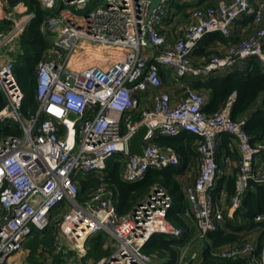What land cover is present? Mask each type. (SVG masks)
<instances>
[{
	"label": "built area",
	"instance_id": "2783aa9c",
	"mask_svg": "<svg viewBox=\"0 0 264 264\" xmlns=\"http://www.w3.org/2000/svg\"><path fill=\"white\" fill-rule=\"evenodd\" d=\"M38 1L53 13L46 26L56 38L37 65L39 109L30 119L22 111L25 92L15 75L17 59L0 63V98L6 100L0 121L15 122L22 130L21 135L0 140V264H26L24 245L34 229L44 231L53 223L54 255L75 252L67 264H84L88 241L101 232L115 240L114 251L95 264H153L154 257L144 252L153 236H183V230L168 219L173 201L167 192L155 187L146 200L120 215L115 193L104 183L81 202L77 177L103 175L108 162L119 154L124 155L122 178L131 184L143 180L150 170L179 167L181 159L174 149L154 143L157 135L190 132L200 137V173L185 192L186 215L195 220L201 239L224 220L214 196L222 174L217 150L222 135L234 138L240 170L227 209L233 217L241 208L248 180L264 182V170L256 167L264 156V142H252L244 128L246 119L232 118L234 96L223 111L207 115L206 97L185 82L233 69L253 57L264 65V3L222 0L192 9L188 26L170 44L159 28L174 0H163L151 17L152 0H103L86 15L70 9L92 0ZM246 16L253 18L254 25L248 37L203 64L195 63L194 52L204 38L213 33L230 36L236 22ZM34 17L24 2L6 12L4 20L10 27L0 32V56L5 50L16 57L22 52L21 37ZM162 68L174 85L185 89L182 99L174 101L165 88ZM150 91L154 92L151 110L142 107L140 98ZM144 125L148 128L144 155H132L128 141ZM223 162L229 165L231 160L224 157ZM221 199H228L225 191ZM59 208L61 213L53 217ZM214 256L232 260L250 256L253 264H264V241L258 252L247 242L221 248ZM42 263L52 264L47 259Z\"/></svg>",
	"mask_w": 264,
	"mask_h": 264
},
{
	"label": "trees",
	"instance_id": "16d2710c",
	"mask_svg": "<svg viewBox=\"0 0 264 264\" xmlns=\"http://www.w3.org/2000/svg\"><path fill=\"white\" fill-rule=\"evenodd\" d=\"M7 2L9 3V11L17 4L24 2L29 7V11L35 15L21 37L20 46L22 52L17 56L15 64L16 78L25 92V101L22 109L23 115L25 118L30 119L33 115H36L39 109L36 82L37 65L39 61L44 59L47 50L52 46L48 34L43 30V26L47 22L48 17L53 15V13L46 11L38 0H7ZM214 4V0H200L196 4H193V2L185 3L184 5L176 3V7L180 11H185L184 13L186 14L185 8H189L188 11H190L197 7H209ZM237 23L241 29L244 26H250V28L254 26L251 16H246L238 20ZM9 27L10 24L8 22H0V32L8 30ZM230 36H224L221 33L208 35L199 43L194 52V57L207 56L209 58L215 55L212 51H207L206 46L210 45L209 43L203 45L209 37L226 42ZM242 62L246 63V70L244 71H231L233 68L215 72L208 78H191L188 86L206 97L207 103L204 107V112L207 115H215L223 111L234 96L235 99L231 109L232 118L234 120L246 119L244 128L252 138V142H264V65L260 59L255 57ZM162 75L164 80H166L169 77V72L165 68H162ZM5 105L6 100L4 97H1L0 111ZM134 119L139 121L141 117L136 115ZM21 134L22 130L19 124L15 122L3 123L0 121V140L11 135ZM199 141L200 137L190 132H182L178 136L157 135L154 139L156 145L174 149L181 159V165L184 164L185 166H192L193 161L197 159H200L201 162L200 154L197 151ZM235 143L231 135L224 134L220 137L217 150L220 166L223 156L234 155L236 158V149L233 152ZM122 158L119 156L114 157L111 168H109L108 162L107 169L103 175H87L79 180L80 201L84 202L87 200L93 191L104 183L114 191L117 211L120 215H124L146 200L155 187L165 190L173 201L168 219L175 227L183 230L182 239L157 234L147 243L144 252L152 256H163L162 258L166 256L170 260L167 264H176L181 254V247H184L191 237L186 215L189 203L186 198V192L183 190L182 183L179 180L184 173V169L180 168V165L179 167L163 171L150 170L143 180L131 184L122 178L124 166ZM239 170V167L234 166L232 174L220 176L218 180L217 188L214 190L216 202L217 204L219 202L228 203V205L224 211V220L221 222L219 228L209 232L202 239L204 248L201 254V264H239L244 258L250 259V256L237 260L214 256L217 250L224 247L241 246L247 242H251L255 246L256 252L261 250L264 241V220L258 221L256 218L259 216L264 217V184L246 190L243 195L241 208L233 217L228 216L227 209L230 206V198L236 191ZM223 191L228 194L226 201L221 199ZM61 211L62 208L56 210L53 213V217H57ZM38 231L40 233L38 235L44 233L43 240L37 237L34 245L37 246L40 241L44 242V245L49 247V254L56 257L54 255V239L57 232L55 223L44 231ZM257 232H260V235L257 240L258 242L254 243L250 241L249 237L251 234ZM109 238L111 236L104 232L93 236L88 241V258H93L95 262H98L104 256H109L111 251L105 247ZM60 261L57 259L55 262L61 264Z\"/></svg>",
	"mask_w": 264,
	"mask_h": 264
},
{
	"label": "crops",
	"instance_id": "0c3cea01",
	"mask_svg": "<svg viewBox=\"0 0 264 264\" xmlns=\"http://www.w3.org/2000/svg\"><path fill=\"white\" fill-rule=\"evenodd\" d=\"M2 1L4 2V0H2ZM199 1L200 0H193V4H196ZM220 1H222V0H214V2H215L214 5H217ZM176 3H178L179 5H184L185 4V2H182L180 0H174L172 10L170 11V13L167 16V18L165 19V21L163 22L162 26L159 28V33L162 34V35L167 36L169 38V43L170 44H174L176 39L179 38L182 35V33L184 32V30L186 29V27L188 26V24L190 22V11H187V14H185L183 11H180L178 7H176ZM253 3H254L255 6H257L258 4L264 3V0H253ZM1 21H5L4 17L0 20V22ZM43 30H44L45 33L48 34L49 40H50L51 44H53V42H54V40L56 38V35H54L53 33H51L47 29L46 23L43 26ZM250 31L252 33V31H253L252 27L250 28V26H244L241 29L239 27L238 23L236 22V24L234 25V27L232 29L231 36L228 38V40L226 42H222V41H218V40H215V39H211L209 37L206 40V42L203 43V45L204 44L207 45L209 43L210 45L206 46L208 52L212 51V53H215V54H222V53H224L227 50V48L230 45L238 44L243 39L248 37V35L251 34ZM14 48H18V46L14 47ZM20 48H21V46H20ZM204 48H205V46H204ZM13 58L17 59L16 55H14V53H12L9 50H5V51H3V54L0 56V63L8 62V61L12 60ZM207 59H208L207 56H195L194 57V61H195V63L197 65L198 64H203ZM235 70H242V71L246 70V63H243L242 61L238 62L237 65L234 67V69L231 70V71H235ZM164 83H165V88L169 92H171V94H172V96L174 98V101L180 100V99H182L184 97L185 89L174 85L171 82V80L169 79V77L166 79V82L164 80ZM180 90H182V91L180 92ZM153 93H154L153 91H150L148 93L140 95L143 108L149 109V110H151L153 108ZM234 145H235V147L233 149V152L236 149V153H237L236 157L239 159L240 158V152H239V149H238L237 142ZM227 157H229L230 160L232 158V160L234 162V160H235V156L234 155L233 156H227ZM223 159H224V156L221 158V168H222L221 177L227 175L228 170H229V166L232 163V161H231V163L229 165H225L224 162H223ZM256 167L258 169L264 170V156H261L258 159ZM180 168L184 169V173L179 178V180L182 183L183 190L186 191L187 187L192 186L195 183V181L198 178V176H199V173H200V159L194 160L192 166H190V165L185 166L184 164H182L180 166ZM187 223L190 226V231L189 232H193L191 234L193 236V238H190L189 241H187L185 243V245H186L189 242L187 244L188 247H189L192 244V242L193 243L194 242H199L201 240V238H200L199 229H198V227L196 225L195 220L193 218H191L190 216H187ZM259 235H260V232H257L255 234H251L249 239L252 242L257 243ZM113 241H115V240L111 237V238H109L107 240V242L105 244V247H107L108 250H110V251L114 249V244L115 243L112 244ZM201 242L203 243V241H201ZM201 247L204 248V245L201 246ZM182 249H184V247H181L180 251H182ZM202 251L200 252V257H201ZM196 255L197 254H194L193 257H195ZM180 258H181V254H180L179 260L177 261V264L180 263ZM162 259H167L166 263H164V264H167L168 262H170V260L166 256L164 258H162ZM89 260H90L89 264H93V263L95 264L96 263L93 258H89ZM200 262H202V258H201ZM239 264H253V262H252L251 258L250 259L249 258H244V259L241 260V262H239Z\"/></svg>",
	"mask_w": 264,
	"mask_h": 264
},
{
	"label": "rangeland",
	"instance_id": "374dc122",
	"mask_svg": "<svg viewBox=\"0 0 264 264\" xmlns=\"http://www.w3.org/2000/svg\"><path fill=\"white\" fill-rule=\"evenodd\" d=\"M0 1H1L0 2V20H1L4 17V15L6 14V12L9 11V7H8L9 3L7 2V0H4V2L2 0H0ZM103 3H104L103 0H99V1L98 0H92L85 7L81 8V7H78V6H72L70 10L74 14L86 15V14L94 11L98 7V5H101ZM172 8H173V3H171L169 5V9L172 10ZM185 9H186V12H187L189 8H185ZM2 53H3V51H2ZM190 80H191V78L187 79V81L185 83H187V85H189V81ZM165 82H166V80H165ZM181 91L182 90H180V92ZM117 156H119L120 158L124 157L123 154H119ZM113 161H114V158L109 161V168L112 167ZM231 161H232V163L229 166V170H228L227 175L232 174L234 166L239 167L240 158L238 159L236 157L234 162H233V160L231 158ZM83 176L84 175H79L77 177V179L81 180L83 178ZM85 176H87V175H85ZM227 205H228V203H221V202L218 203V207L220 209H222L223 212L225 211ZM190 233L192 234L193 232H190ZM38 234H40L39 231L34 229V233L31 235L29 241L24 245V250L26 252V255H25V258H24V262L26 264H43L42 260L44 261L46 259L50 260V262L52 264H58V262H55L57 259L61 260L60 261L61 264H67L68 263V258L71 257V256H75V252L71 250V251H68V252H66L64 254L56 255V257H53L51 255L52 260H51V258L48 259L49 247H46L44 245V242H42V241H40L37 246L34 245L35 244V240L37 239V237H39L41 240H43L44 233L41 234V235H38ZM190 238H193V236L191 235ZM201 241H203V240L201 239L199 242H194V243L192 242V244L189 247L187 245L189 242L186 245H184V249L185 250L182 249V251H181V258H180V263L179 264H200L201 263L200 262L201 261L200 252L203 250V247H201V246L204 245V242L202 243ZM113 243H115V241H113L112 244ZM112 251H114V249L111 250V253H112ZM46 254H47V256H46ZM194 254H197V255L195 257H193ZM106 257H109V256H104L102 259H104ZM153 257H154L153 264H164V263H166L167 259H162L163 256H158V255L155 256L154 255ZM89 261L90 260H89L88 257L83 259L84 264H89Z\"/></svg>",
	"mask_w": 264,
	"mask_h": 264
},
{
	"label": "water",
	"instance_id": "95a60500",
	"mask_svg": "<svg viewBox=\"0 0 264 264\" xmlns=\"http://www.w3.org/2000/svg\"><path fill=\"white\" fill-rule=\"evenodd\" d=\"M163 2V0H152L150 10H149V17L152 16L154 11L160 6V4ZM148 134V128L147 126H141L129 139L128 141V150L129 153L136 156H143L144 155V145H145V138ZM264 182L262 181H256L253 178H250L247 182V189L262 185Z\"/></svg>",
	"mask_w": 264,
	"mask_h": 264
}]
</instances>
